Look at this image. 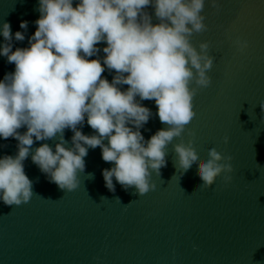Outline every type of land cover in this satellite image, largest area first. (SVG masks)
<instances>
[{
	"label": "water",
	"instance_id": "95a60500",
	"mask_svg": "<svg viewBox=\"0 0 264 264\" xmlns=\"http://www.w3.org/2000/svg\"><path fill=\"white\" fill-rule=\"evenodd\" d=\"M38 7V0H0V26L7 22L13 36L17 31L25 36L12 40L13 51L29 46ZM145 11L152 23L159 22L152 6ZM201 14L206 29L193 33L191 43L197 49L202 42L209 45L211 87L197 90L193 120L167 146L166 166L152 172L155 188L139 195L134 186L125 190L113 178L115 191H109L102 170L114 165L102 159L97 146L84 157L78 187L62 190L30 153L23 162L33 184L30 201L18 206L0 201V264H264V0H216L215 5L205 0ZM21 21L28 22L27 30ZM237 41L247 43L243 52ZM97 47L100 51L88 59L103 63L106 42ZM14 69L0 56V80ZM115 75L105 67L102 78L111 82ZM136 99L152 112L140 129L145 140L168 127L154 100ZM77 127L95 134L87 118ZM73 135L64 130L65 147H72ZM59 139L58 134L34 141L32 150L43 143L54 148ZM189 141L201 164L212 148L230 156L231 180L225 182L222 174L211 187H200L198 165L187 172L179 168L173 145ZM17 144L12 137L0 139V157L15 156Z\"/></svg>",
	"mask_w": 264,
	"mask_h": 264
},
{
	"label": "clouds",
	"instance_id": "9594fccd",
	"mask_svg": "<svg viewBox=\"0 0 264 264\" xmlns=\"http://www.w3.org/2000/svg\"><path fill=\"white\" fill-rule=\"evenodd\" d=\"M38 2L40 17L28 47L13 51L12 40L23 41L24 33L13 36L9 23L0 26L5 41L0 56L15 65L14 72L0 80V139L18 141L15 156L0 157V201L17 206L30 201L33 184L23 163L30 153L50 182L62 190L76 189L84 157L97 146L102 159L114 165L102 170L109 191H115V178L125 190L134 186L139 195L146 194L155 188L152 172L159 174L166 166L167 146L182 136L195 116L197 90L211 87L214 59L209 45L202 42L197 49L191 43L193 33L206 29L201 14L205 0ZM148 6L158 23H152ZM27 27L28 22L21 21L20 28ZM100 42H106L103 63L88 59L100 51ZM236 43L241 52L247 48L246 42ZM105 67L116 72L111 82L102 78ZM118 85L129 87L121 90ZM137 97L154 100L159 120L168 126L147 140L140 129L152 112ZM260 107L264 112V103ZM85 118L95 134L78 129ZM22 127L23 133L18 131ZM65 129L74 133L70 148L65 147ZM58 134L54 148L43 143L32 150L34 141ZM173 150L185 172L199 166L200 187H211L222 174L225 182L231 180L227 174L233 172L232 158L215 148L203 164L191 141L177 143Z\"/></svg>",
	"mask_w": 264,
	"mask_h": 264
}]
</instances>
